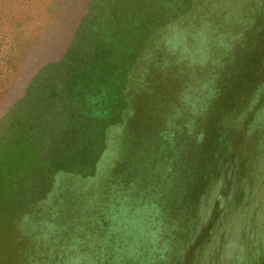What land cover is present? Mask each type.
Returning a JSON list of instances; mask_svg holds the SVG:
<instances>
[{
	"label": "rangeland",
	"instance_id": "rangeland-1",
	"mask_svg": "<svg viewBox=\"0 0 264 264\" xmlns=\"http://www.w3.org/2000/svg\"><path fill=\"white\" fill-rule=\"evenodd\" d=\"M76 238L264 264V0H0V264Z\"/></svg>",
	"mask_w": 264,
	"mask_h": 264
},
{
	"label": "trees",
	"instance_id": "trees-1",
	"mask_svg": "<svg viewBox=\"0 0 264 264\" xmlns=\"http://www.w3.org/2000/svg\"><path fill=\"white\" fill-rule=\"evenodd\" d=\"M107 213H105L106 215H108V218H110V220H109V222H107V220L105 221V222H107V224H111L112 225V223L114 222V223H116V220H114V219H116L117 218V216H118V218H119V215H120V213H121V210H119V209H117V210H109V211H106ZM104 214V215H105ZM116 217V218H115ZM108 228V227H107ZM109 230H111V229H109ZM97 236H98V240H99V242H106L108 239H106V238H108V237H105V235H103V234H97ZM110 237H112L113 238V236H110ZM110 240L111 239H109L108 240V242H110ZM80 240H77V238L76 239H74V242H70V255L68 254V256L65 258V260H64V263L63 264H88L87 263V259H85L84 257H86V255H81V254H78L79 252L81 253V251H80ZM72 243V244H71ZM106 244H107V242H106ZM118 245V244H117ZM112 247H114L113 249L114 250H116L117 249V247H116V245L114 246V245H112ZM101 251H104L103 249H101ZM136 257H138V256H133V258H127L128 259V261H127V264H133V262H134V264H138V262L136 261ZM104 258V257H103ZM103 258L101 259V261H103ZM131 260H133V261H131ZM101 264H103V263H101ZM140 264V263H139Z\"/></svg>",
	"mask_w": 264,
	"mask_h": 264
}]
</instances>
